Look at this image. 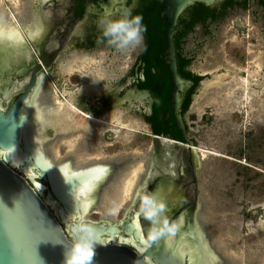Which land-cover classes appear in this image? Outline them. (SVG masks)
Segmentation results:
<instances>
[{
	"label": "flooded vegetation",
	"instance_id": "obj_1",
	"mask_svg": "<svg viewBox=\"0 0 264 264\" xmlns=\"http://www.w3.org/2000/svg\"><path fill=\"white\" fill-rule=\"evenodd\" d=\"M37 1L38 14L35 15L34 19L31 17V14L30 19L28 18L30 7L28 1V7L24 15L25 21L23 24L31 28H33L36 21L40 24V42L43 49L49 54L51 64L50 67L42 64L41 68L36 69L35 79L30 90H32L42 77L39 93L41 94L42 90L46 87L47 89L49 88L48 91H51V95H53L55 92L53 89L55 87L47 82V79L49 71L55 66L58 73L65 75H68L69 73L70 75H78L85 72L81 71L80 66L89 63L91 66V64H93L92 62L86 61V59H90L91 61L92 58L90 57H93L96 64L95 66L99 64L98 67L100 68L93 66L95 71L92 70L91 73H89L91 75H88L85 78L83 77L80 86L75 91L64 89V94L68 96L66 99H69L76 106V109H73L74 107H69V112H71V114L69 116H67L68 114H65L64 116L62 114V117L66 122H62L61 125L57 127H53V125L45 126L47 129H45L46 131L44 130V133L45 135H48L47 139H53L57 135H61V133H67L68 131L77 130L78 128L88 129L89 127H95L96 137L101 136L104 139L105 134L110 131L112 137L119 140L122 135V127L127 126L132 130H148L149 133L147 134L151 135L156 142H159L161 138H156L154 136L153 122L148 117L154 112L153 89L157 90L158 93L163 96L167 95L172 107L171 91L174 87V82L169 65L166 63L167 27L170 20L167 16H161V12L166 6V2L159 0ZM252 1H255L257 4L253 13L258 14L259 12V16L264 24V2L262 0ZM249 2L250 0H220L217 3L209 5L202 1H196L188 5L178 16L177 23L173 28V40L176 48L178 71L183 78L190 81V84L186 86L181 93L183 97L182 104L185 98L190 95L188 108L192 105V102L197 95L203 92L207 93L213 91L212 93L215 96L210 95L211 98L218 97L219 99V108L214 109V112L217 113L219 109L221 111L228 109L238 115L237 117L240 123H242L244 118H247L251 113L255 116L253 119L264 117V61L261 58V54L259 56H253L254 58L250 60L249 66L246 68H240L237 73H232L230 68L225 67L224 65L207 67L199 66L195 62L199 55V48L204 47L207 37L215 31V27L218 26L221 19H224L227 12L235 11L236 8L249 9ZM124 14H127L129 17L137 15L140 17L139 40L138 42L133 43V45L137 47L134 57H124L122 60L119 59V63L114 62L112 67H108L103 62V57L105 56L102 57L101 51L97 56L87 55L81 57L80 59L84 60L79 66L75 67L71 65L75 56L67 57L61 55L66 48L88 51H95L101 47L115 48L114 46L109 45L106 42V39L101 35L97 21L100 17L117 18ZM247 24L249 23L236 20L232 27L236 28L239 33L243 32L244 34H247ZM163 30H165V34H162ZM152 35L157 37V39H151ZM165 35L166 40L163 41ZM160 39H162V41H160ZM165 42L166 46L164 45ZM188 42L191 44L190 46L187 45ZM28 44L34 52L36 59L39 60V52L33 42H28ZM257 51H261V49H258ZM244 56L245 55L242 56L243 59ZM28 60L31 74L35 67V63H33L32 59L29 57ZM96 69L98 71H96ZM44 75H46L45 79ZM25 83H27V81ZM142 90H148L152 97L153 102L151 112L148 111L149 104L146 97L140 95V91ZM220 90L222 91L221 95H219ZM246 94H248V100ZM226 97L229 98L227 99ZM251 98H253V101L250 100ZM228 100L229 102L231 101V104ZM56 104L60 107L61 111H65L67 106L64 102H56ZM88 107L91 109L100 108L98 114H96L95 111H89V109H86ZM165 108L166 106L164 102L159 105V118L163 117ZM128 109L139 113L142 119L132 114H126L125 112ZM95 118L96 120H93ZM185 125L188 132L186 121ZM50 133H52V135H50ZM256 133L257 131L254 127H249L244 131V136L246 135L248 139L251 140L256 136ZM259 133L262 138H264V131ZM160 136L170 137L176 140L172 144L178 146V150L170 153L167 165L163 166L156 165V155L153 153L154 166L165 169L169 172L171 170H178V172L181 170L184 182L190 187L191 185H189V183L191 182L192 184L193 182L187 142L183 141L182 138L181 140L173 138L171 130L169 133ZM82 140L85 142V139ZM189 140L194 145V140L191 138H189ZM153 144L155 145L154 141ZM80 147L81 146H79V149ZM178 154L180 157H178ZM68 155H65L66 157L64 156L58 162L63 163L68 162V160H73L78 164V168H84L91 165L103 166L105 168L102 174L93 180V182L100 181L99 183H89L88 186H86L102 187V191H98V195H96L92 207L101 202L102 196H106L107 201L111 202V204L118 201V198L121 197L120 193H122V191L124 192L126 189L125 187H131L130 198H128V200H132L131 196L134 188L144 187V184L142 183H144V177L148 168H150V166H143L144 164L140 162L141 169H137V172L140 171L138 173L136 172L138 177L134 183L129 185L128 182L132 178V175L130 176L132 168H128V165L132 161L139 159L141 157L140 155L123 159L116 156L99 159L100 157H97L96 154L92 156L89 161L84 163L77 162L73 157V153ZM170 156H173L172 160L174 165L172 167H166L170 165ZM202 159L203 157L201 160ZM152 163L153 162H151L150 165H152ZM246 164L249 165V163ZM136 165H138V163H136ZM110 166H113L112 169L117 173L113 172L108 178L107 169ZM255 168L258 169V167ZM187 172L191 177V180L189 181ZM176 175L179 174L177 173ZM111 178L113 180H111ZM103 181L107 182L103 183ZM258 206H261V209L264 212V203H260ZM262 223H264V215L258 222V225L260 226ZM260 240L259 246H264V238L263 240Z\"/></svg>",
	"mask_w": 264,
	"mask_h": 264
},
{
	"label": "water",
	"instance_id": "obj_2",
	"mask_svg": "<svg viewBox=\"0 0 264 264\" xmlns=\"http://www.w3.org/2000/svg\"><path fill=\"white\" fill-rule=\"evenodd\" d=\"M159 1L166 2L161 16H167L170 20L167 27L166 63L169 65L174 82L171 101L173 115L182 139L187 142L193 191L184 182L181 171L176 175L175 170L169 172L157 168L152 160L150 179L131 200L118 220L86 217L79 221L72 220L67 229L63 213L54 211L28 177L0 155V264H65L72 243L79 235L75 225L81 221L94 230L93 253L87 259L85 253L73 257V260L82 261L83 264H190L187 258H184L182 243H188L199 251L216 254L217 261L220 264L224 263L212 247L208 231L198 215L200 211L199 150L187 137L186 125L181 113L183 101L181 93L190 81L183 78L178 71L173 40V28L177 18L188 5L196 1L212 5L220 0ZM32 42L39 52L40 59H36L26 42V46L30 48L29 58L35 63L31 74L28 57L17 65L14 63L17 50L10 44L12 58L8 59L7 63L2 62L0 66V100L7 101L6 105L0 106V148L12 150L20 142L23 151L27 154L24 165L27 168L35 167L42 173L41 178H44L47 184L46 195L55 197L65 211L73 210L76 214L78 210L82 211L83 203L73 200L71 193L89 173L83 171L64 174L59 166H52L39 148L28 139L26 130L28 113L24 103L32 102L39 91L42 77L30 90L36 69L41 68L42 64L47 67L51 64L49 54L43 49L41 42L33 40ZM23 80L24 82L21 83L20 81ZM140 95L146 97L149 104L148 111L151 112L153 100L149 91L142 90ZM86 109L98 114L100 108ZM21 128L23 130L20 132ZM154 136L176 141L157 134ZM153 156L154 154L152 158ZM172 158L173 156H170V165L166 167L174 165ZM135 212H138L140 227L133 221ZM122 233L133 234L137 239L143 234L148 242L147 247L141 251L123 242L113 240L103 242L105 237Z\"/></svg>",
	"mask_w": 264,
	"mask_h": 264
},
{
	"label": "rangeland",
	"instance_id": "obj_3",
	"mask_svg": "<svg viewBox=\"0 0 264 264\" xmlns=\"http://www.w3.org/2000/svg\"><path fill=\"white\" fill-rule=\"evenodd\" d=\"M28 1L30 5L28 18L30 19L31 14L34 19L38 14L37 0H0V15L10 22L17 20L20 25L25 21L24 15ZM256 7L255 1L250 0L249 9L236 8L235 11L227 12L224 19H221L215 27V31L207 37L204 47L199 48L196 64L207 67L224 65L230 68L232 73H237L240 68L249 66L253 56L261 54L264 61V24L259 12L258 14L253 13ZM11 12L16 14V19ZM236 20L249 23L247 34L239 33L236 28L232 27ZM24 27L25 24H22L20 28ZM25 36L27 41L32 43L27 33ZM187 45L191 44L188 42ZM136 49L137 47L133 44L123 49L101 47L95 51L66 48L61 55L75 56L71 65L77 67L84 60L80 59L81 57L97 56L102 51V57L105 56L103 57L104 64L112 67L114 62H120L119 59L134 57ZM258 49H261L262 53L257 51ZM243 55H245L244 59ZM10 58H12V53L8 42L0 40V66L4 61L7 63ZM90 58H92L91 61L90 59L86 61L93 64L91 66L90 63L83 64L81 71L85 72L82 74H61L57 72L56 66L49 71L47 82L55 87L52 102L63 101L68 106L66 102L68 96L64 94V89L75 91L80 86L83 77L91 75L89 73L95 69L93 66L96 64L93 57ZM98 66L99 64L95 67ZM212 92L197 95L184 113L188 129L187 136L194 140V145L198 146L197 149L204 147L209 150L207 155H202L203 159L200 160L198 167L199 217L208 231L212 247L224 262L227 264H264V246H259L260 239L264 238V223L258 225L264 215L261 206H258L264 203V138L259 133L264 131V117L253 119L255 116L251 113L240 123L238 115L228 109L222 111L219 109L220 111L216 113L214 109L219 108V99L218 97L212 99L211 96H215ZM221 93L220 90L219 95ZM250 100L253 101V98ZM37 104L35 116L43 118V110L39 106V101ZM125 113L142 119L140 114L133 110L128 109ZM35 127L37 128L35 125L33 131L40 129H35ZM249 127H254L257 131L256 136L251 140L246 135L244 136V131ZM122 128L119 140L113 138L109 131L104 139L101 136L96 137L95 127L78 128L61 133L49 139V153L52 154L55 162L73 153L74 159L81 163L89 161L96 154L100 157L99 159L111 156L123 159L140 155L142 158L128 165V168H132L130 176L133 177L137 169H141L140 162L144 164L143 166H150L153 153L156 155V165L163 166L167 165L170 153L178 150V146L173 145L172 141L161 139L156 142L151 135L147 134L148 130H132L127 126ZM82 139H85V142ZM79 146H81L80 149ZM176 171L178 173V170H175V173ZM187 175L188 181L191 180L188 172ZM189 185L193 191V183L190 182ZM89 188L91 187H84L83 190L80 187L77 189L78 195L79 191L82 193V191H88ZM128 194L126 190L122 191L121 197L113 204L107 201L106 196H102L101 202L95 204L86 216L92 219L105 217L118 220L131 202V199L128 200L130 193Z\"/></svg>",
	"mask_w": 264,
	"mask_h": 264
},
{
	"label": "bare ground",
	"instance_id": "obj_4",
	"mask_svg": "<svg viewBox=\"0 0 264 264\" xmlns=\"http://www.w3.org/2000/svg\"><path fill=\"white\" fill-rule=\"evenodd\" d=\"M11 14L14 17V19H16L15 18L16 14L14 15V13H12V12H11ZM10 20H11V18H10ZM16 22L18 25L16 24ZM22 24L23 23H20V25H19L17 20L10 22L8 19H5L4 17H2L0 15V40L7 41L8 44L12 45V47H14L17 50L16 51L17 56H16V60L14 62V63H16V65L19 64V62H21L24 58L30 57V48L26 46L27 45L26 44L27 39H26L25 33H27L28 36L30 37V39H32L33 41H35V42L40 41L41 27H40V24L37 23V21L35 22L33 28L25 25V27L22 29V28H20ZM20 82L23 83L24 80L20 81ZM45 88L42 90L41 94L38 91V93L34 96L32 102L25 101V103H24V108L26 110V113H28V122L26 125V130L28 132L27 133L28 139L32 144H34L36 147L39 148V150L46 156L48 162L52 166H55V167L59 166L63 170L64 174L79 173V172H83V171H87L89 173L88 176L85 177L80 182V184L76 186L75 190H73V192L71 193V197L73 200H78L81 203H83L82 211L78 210V213H76V214L74 213L73 210L65 211V209L62 207L60 202L55 197L50 196V195L49 196L46 195L47 184H46L45 179L41 178L42 173L40 171H38V169L35 167L27 168L24 165L25 161L27 159V154L23 151V148H22V145L20 142H18L12 150L0 148V155L8 163H10L13 167H15L18 171H20L21 173L23 172L22 174L24 176L28 177V179L31 181V183L35 186L38 193H40V195L45 197L46 203L54 211L59 212V213L61 211V213H63V217H64L65 222H66V228L69 229V225H70L72 220L79 221V220L87 217L86 214L92 208V205L95 202V197H96V195H98V191H100L102 187H91V188H89L88 191L85 190V191H82V193H81V191H79V193H80L79 195H78L77 189H79L80 187H82V189H83L84 187L88 186V184L90 182H92L96 177H98L102 174V172L105 170V168L103 166H97V165H91V166L84 167V168H78V164H76L73 160H68V162H63V163L54 161V159L51 156L52 154L49 153V146L48 145H50L49 144L50 138L47 139L48 135H45V133H44L46 131L45 129H47L45 126L46 125H53V127H57V126L61 125L62 122L63 123L66 122V120L62 117V114H63V116L65 114H68L67 116H69L71 114V112H69V110H70L69 107H74L73 109H76V106L69 99H66L68 106L66 107L65 111H61L60 109H57L58 105L56 103L52 102L51 91L49 92L48 91L49 88L48 89L47 88L45 89ZM16 89H19V88H16ZM246 93H247V91H246ZM242 94H244V93H242ZM246 97L248 100V94H246ZM233 100H234V98H233ZM38 101H39V106H41V109L43 110V118L35 116V114L37 112L36 107H38V104H37ZM228 102H229V100H228ZM58 103H63V101H58ZM229 103L231 104V101ZM6 104H7L6 100H0V106H4ZM96 118L93 120H96ZM35 125L37 126V128H40V129L37 131H33ZM68 125H70V124H68ZM37 128L35 127V129H37ZM22 130H23V128H21L20 132ZM194 147L197 149L198 146L197 147L194 146ZM197 150H199V159L200 160L202 158V155L205 156L209 152V150L205 149L204 147L203 148L200 147ZM112 168H113V166L112 167L110 166L107 169L108 170V175H107L108 178L114 172V170ZM151 171H152L151 168H148V171L146 172V175L144 177V183H142V184H144V186L146 185V182L150 179L149 176L152 174ZM170 172H173V170H171ZM114 173H117V172L115 171ZM134 177H135V179H134ZM137 177H138L137 174L136 175L134 174V176L130 179V181L128 179V181H129L128 184L131 185L132 183H134L135 180L137 179ZM111 180H113V179L111 178ZM107 181H108V179H107ZM94 182L99 183L100 181L99 182L94 181ZM106 182L103 181V183H106ZM138 184H137V186H138ZM38 185H39V187H38ZM125 188H126L125 189L126 193L128 195V193H130V191H131V187H125ZM141 188L142 187H135L134 188V191H133L132 196H131L132 199L138 194V192L140 191ZM198 215L200 216V211H199ZM103 218H105V217H103ZM106 219L111 220L108 218H106ZM133 221H134L135 225L140 227L138 212L134 213ZM108 240H113L116 242H123V243L129 244V245L135 246L141 251H143L148 245V242H147V240L143 234H141L138 237V239L133 234H127V235H125L123 233L122 234H116V235H113L110 237H105L103 242L108 241ZM182 248L184 251V258L185 259L187 258V260L190 264H206V263H208V264H220L217 261L218 257L216 254H213V253L208 252V251H199L196 248L189 245L188 243H182ZM220 260H223V259L220 258ZM223 264H227V263L224 262Z\"/></svg>",
	"mask_w": 264,
	"mask_h": 264
},
{
	"label": "clouds",
	"instance_id": "obj_5",
	"mask_svg": "<svg viewBox=\"0 0 264 264\" xmlns=\"http://www.w3.org/2000/svg\"><path fill=\"white\" fill-rule=\"evenodd\" d=\"M139 21L140 17L127 14L117 18L100 17L97 21L101 35L109 45L117 49H123L139 40ZM79 233L78 238L73 241L72 247L66 257L65 264H83L82 261L73 260L85 253L87 259L93 253V229L90 225L81 221L75 225Z\"/></svg>",
	"mask_w": 264,
	"mask_h": 264
},
{
	"label": "trees",
	"instance_id": "obj_6",
	"mask_svg": "<svg viewBox=\"0 0 264 264\" xmlns=\"http://www.w3.org/2000/svg\"><path fill=\"white\" fill-rule=\"evenodd\" d=\"M264 2V0H262ZM162 34H165V30H163ZM153 40L157 39L154 35H152ZM159 39V38H158ZM166 40V35L163 37V41ZM162 41V39H160ZM166 46V42L164 44ZM161 45V46H164ZM152 95L154 98V112L152 115H150V120L153 122V132L157 135H164L166 133H169L171 130V134L173 138L181 140V131L177 125V122L172 114V107H171V102L169 100V97L163 96L162 94L158 93L157 90H152ZM165 103V111L163 113V117L159 118V105L162 103ZM190 103V95H188L183 104H182V114L187 110L188 105Z\"/></svg>",
	"mask_w": 264,
	"mask_h": 264
},
{
	"label": "snow or ice",
	"instance_id": "obj_7",
	"mask_svg": "<svg viewBox=\"0 0 264 264\" xmlns=\"http://www.w3.org/2000/svg\"><path fill=\"white\" fill-rule=\"evenodd\" d=\"M38 187H39V185H38ZM50 239H52V238H50Z\"/></svg>",
	"mask_w": 264,
	"mask_h": 264
}]
</instances>
